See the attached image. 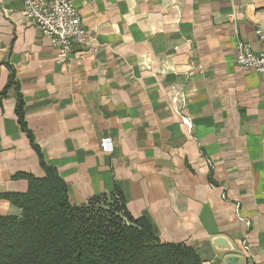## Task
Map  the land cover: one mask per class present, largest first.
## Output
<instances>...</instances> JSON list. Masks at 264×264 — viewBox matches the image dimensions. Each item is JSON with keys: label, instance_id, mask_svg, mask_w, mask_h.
I'll list each match as a JSON object with an SVG mask.
<instances>
[{"label": "crops", "instance_id": "0c3cea01", "mask_svg": "<svg viewBox=\"0 0 264 264\" xmlns=\"http://www.w3.org/2000/svg\"><path fill=\"white\" fill-rule=\"evenodd\" d=\"M69 1L88 44L58 63L20 0H0V92L17 82L0 101V216H19L1 196L27 191L21 175L45 176L19 94L71 205L119 192L201 264H264V76L234 64L238 42L263 48L264 0Z\"/></svg>", "mask_w": 264, "mask_h": 264}, {"label": "trees", "instance_id": "16d2710c", "mask_svg": "<svg viewBox=\"0 0 264 264\" xmlns=\"http://www.w3.org/2000/svg\"><path fill=\"white\" fill-rule=\"evenodd\" d=\"M12 85L17 88L13 76L0 101ZM15 114L45 176L21 175L27 191L1 196L20 214L0 216V264H201L194 248L163 243L149 218H132L119 192L71 205L65 183L27 128L19 94Z\"/></svg>", "mask_w": 264, "mask_h": 264}, {"label": "built area", "instance_id": "2783aa9c", "mask_svg": "<svg viewBox=\"0 0 264 264\" xmlns=\"http://www.w3.org/2000/svg\"><path fill=\"white\" fill-rule=\"evenodd\" d=\"M23 16L26 22L33 25L43 35L51 39L52 46L57 51V62L68 60L69 53L78 45L87 46V36L81 25L77 9L69 0H20ZM257 39L263 48L259 52L252 50L247 42H238L234 58L235 68L240 71H254L264 76V30L255 31ZM184 123L190 127L187 119ZM103 154L110 155L114 144L110 137H104L99 142Z\"/></svg>", "mask_w": 264, "mask_h": 264}]
</instances>
